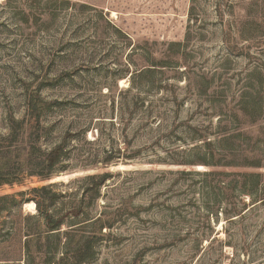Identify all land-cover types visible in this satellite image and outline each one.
I'll return each instance as SVG.
<instances>
[{
    "label": "rangeland",
    "instance_id": "1",
    "mask_svg": "<svg viewBox=\"0 0 264 264\" xmlns=\"http://www.w3.org/2000/svg\"><path fill=\"white\" fill-rule=\"evenodd\" d=\"M26 90L33 157L63 156L0 187V264L57 262L100 216L81 264H264V0H0V146ZM42 186L64 226L27 252Z\"/></svg>",
    "mask_w": 264,
    "mask_h": 264
},
{
    "label": "trees",
    "instance_id": "2",
    "mask_svg": "<svg viewBox=\"0 0 264 264\" xmlns=\"http://www.w3.org/2000/svg\"><path fill=\"white\" fill-rule=\"evenodd\" d=\"M26 112L20 122H11V132L9 137L4 140L0 146V187L4 185L20 184L21 177H35L39 181H48L56 171V166L63 156V147L58 146L47 153L40 154V157L34 158L31 153L33 143L39 141L43 134L41 119L44 111L49 104L44 102L37 90H26ZM212 166H217L213 164ZM217 173V172H216ZM221 173V172H218ZM107 179V175H91L87 178L90 188H99ZM47 188L42 186L33 189L39 201L36 206L38 212L43 218V222L38 224V230L25 234L27 236L24 247L27 252L30 250V242L36 243L39 240H48L50 232L59 231L64 226V216L54 219L53 216L44 212L45 194ZM11 199V196L1 197ZM58 196L53 194L48 204L56 201ZM41 200V202H40ZM74 215H78V210H73ZM112 221L104 217H98L91 222L92 230L90 237L81 242L78 247L70 252L67 251L57 262L48 264H81L93 257V244L96 242L97 235H102V231L109 229ZM73 229L67 230L65 235H69ZM54 233H51V235Z\"/></svg>",
    "mask_w": 264,
    "mask_h": 264
},
{
    "label": "bare ground",
    "instance_id": "3",
    "mask_svg": "<svg viewBox=\"0 0 264 264\" xmlns=\"http://www.w3.org/2000/svg\"><path fill=\"white\" fill-rule=\"evenodd\" d=\"M28 205V207H30V206H33V204H27ZM33 208V207H32Z\"/></svg>",
    "mask_w": 264,
    "mask_h": 264
}]
</instances>
